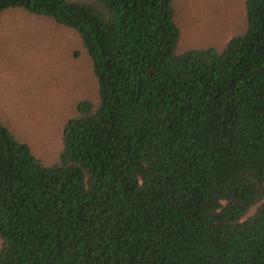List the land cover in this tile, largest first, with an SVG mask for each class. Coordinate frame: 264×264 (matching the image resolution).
I'll return each instance as SVG.
<instances>
[{
	"label": "trees",
	"instance_id": "trees-1",
	"mask_svg": "<svg viewBox=\"0 0 264 264\" xmlns=\"http://www.w3.org/2000/svg\"><path fill=\"white\" fill-rule=\"evenodd\" d=\"M243 8L182 47L175 0H0L78 41L75 90L8 92L15 118L0 36V264H264V0Z\"/></svg>",
	"mask_w": 264,
	"mask_h": 264
},
{
	"label": "rangeland",
	"instance_id": "rangeland-1",
	"mask_svg": "<svg viewBox=\"0 0 264 264\" xmlns=\"http://www.w3.org/2000/svg\"><path fill=\"white\" fill-rule=\"evenodd\" d=\"M175 4L178 12L177 21L182 27L180 39L182 47L197 43L220 47L244 26L243 0H175ZM38 20L31 19L24 13L12 11L1 19L0 36L7 35L6 40L10 44H21L14 49L12 62L5 70L6 75L11 76V83L6 86L5 97L1 101L2 108L11 117L16 118L15 107L11 106L15 96H8V92L41 89L53 91L63 89L65 92H72L71 90L76 88V86L67 88L68 76H65L66 71L69 72L67 65L76 60L71 54L72 49L78 45L76 37L70 30L60 29L52 23ZM27 47H32L29 53L25 51ZM80 63L86 65L84 61ZM66 98L67 96L62 98L63 104L68 102L69 99ZM38 105L45 111L44 115L47 114V119H43L46 122L45 129L55 137L51 139L50 145L53 142L55 147L59 146L57 127L60 120L56 119L54 114L51 115V108L47 104L40 102ZM30 110L24 112L27 117ZM33 112L35 115L38 113L41 118L39 112L34 110Z\"/></svg>",
	"mask_w": 264,
	"mask_h": 264
}]
</instances>
